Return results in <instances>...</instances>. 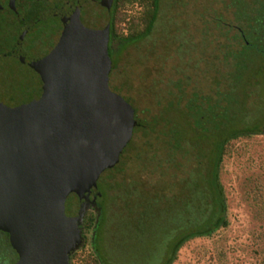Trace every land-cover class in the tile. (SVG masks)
I'll return each instance as SVG.
<instances>
[{"label": "rangeland", "instance_id": "rangeland-1", "mask_svg": "<svg viewBox=\"0 0 264 264\" xmlns=\"http://www.w3.org/2000/svg\"><path fill=\"white\" fill-rule=\"evenodd\" d=\"M232 2L159 0L147 37L108 49V87L144 127L96 183L104 194L96 241L104 264H165L183 233L209 226L208 135L194 130L185 109L200 97L236 103L241 125L257 133L234 141L219 169L226 225L181 243L169 264H264V58L254 57L226 92L230 53L240 43ZM79 226L77 255L86 257L94 247L83 244Z\"/></svg>", "mask_w": 264, "mask_h": 264}, {"label": "water", "instance_id": "water-1", "mask_svg": "<svg viewBox=\"0 0 264 264\" xmlns=\"http://www.w3.org/2000/svg\"><path fill=\"white\" fill-rule=\"evenodd\" d=\"M79 19L53 23L44 41L38 23L0 54V233L12 264H69L89 193L136 125L108 87L106 8Z\"/></svg>", "mask_w": 264, "mask_h": 264}, {"label": "trees", "instance_id": "trees-1", "mask_svg": "<svg viewBox=\"0 0 264 264\" xmlns=\"http://www.w3.org/2000/svg\"><path fill=\"white\" fill-rule=\"evenodd\" d=\"M158 3L159 0H117L109 23L108 44L109 49L111 51L114 50L112 51L113 53L116 48L117 50H120L123 47L135 43L150 34L156 19ZM232 5L234 9V19L241 22L240 28H237V37L240 40V43L239 48L230 53V83L226 86L228 89L226 92L235 90V82L236 79L239 78L238 74H243V72L249 69L250 62L253 61L254 57L264 58V0H233ZM131 9H134L133 14L128 13ZM114 47L116 48L114 49ZM107 54L109 57V53ZM233 79L235 81H233ZM222 95L224 96L225 93ZM198 99L199 102L194 103L193 101L191 105L188 102L185 109L191 117V125L194 130H196L197 133L201 132L206 136L208 135V141L204 140V142L209 143V150L207 154L209 169L207 175L210 182L209 184H212L210 188L208 187L210 191L208 200L211 205L209 213L210 218L208 217L207 220L209 226L207 228L201 226L198 227L197 230L183 233L182 236L174 242L171 256L181 243L187 241L188 239L193 237L208 236L218 227L226 225L224 220V200L222 189L218 182L219 169L226 160L229 151L233 148L234 141L242 138H248L257 133L256 129H249L244 125H241V118L239 120L237 119L240 113H238L236 103L235 105L234 102L228 105V103H226V101H222L221 98L214 100L212 103H210L209 98L200 97ZM201 100L205 102L204 105L200 102ZM221 103L224 105H221ZM232 105L234 106L232 107ZM135 122L136 125L133 129V134L138 130H142L144 127L142 126L143 124L136 119ZM131 147L132 144L130 142L128 143V146L126 145V148L123 149L122 155L126 151H129ZM176 147L177 141L175 140L172 148L174 149ZM121 157L122 156L119 158L121 159ZM118 164L108 171L115 170ZM98 190L99 192L101 191L99 188ZM94 205L95 202H91V206L93 208H95ZM92 220V216H85L82 218V224L86 229L91 226L94 229V239L92 244L94 250H92L86 257H80L77 255L76 249L68 256L69 264H75V259H78L81 264H104V262H102V260L98 257L96 250V241L98 239V229L101 220L98 224L96 220V223H93L94 226L92 225ZM204 222L206 221L200 220L197 224L200 225ZM3 249H5V253L2 251ZM6 250L8 251V255L6 254ZM0 253L2 254V260H4V262L9 260V262L3 264H12L16 259L15 253L10 249L7 243L6 235L3 233H0ZM170 257L165 264H169Z\"/></svg>", "mask_w": 264, "mask_h": 264}, {"label": "flooded vegetation", "instance_id": "flooded-vegetation-1", "mask_svg": "<svg viewBox=\"0 0 264 264\" xmlns=\"http://www.w3.org/2000/svg\"><path fill=\"white\" fill-rule=\"evenodd\" d=\"M116 2L117 0H0V54L9 52L24 33L33 29L36 30L35 27L38 23L44 24L46 29H48L38 31V37L40 36L41 41H44L54 34L52 28L55 27V24L53 23L67 24L79 19L83 14H87L90 6H104L106 8L109 42L110 17ZM76 8H78L77 16L74 15V9ZM33 32L30 33L33 34ZM108 42L107 50L109 49ZM93 195H95L94 198ZM102 197H104V194L101 191L99 192L97 185L96 191H90L89 193L88 212L85 213L84 217L88 215L92 216V225L95 217L98 224L103 215L99 204V200ZM91 202H95L94 207L95 209L97 208L95 215L91 212ZM78 227L80 228V226ZM87 234L89 235L88 238ZM81 238L83 244L88 242L92 247L94 239L93 227L91 226L86 229L82 224Z\"/></svg>", "mask_w": 264, "mask_h": 264}]
</instances>
